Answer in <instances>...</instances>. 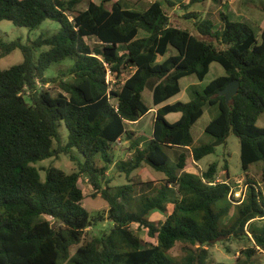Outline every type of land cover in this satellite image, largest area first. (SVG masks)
I'll return each mask as SVG.
<instances>
[{
	"label": "trees",
	"instance_id": "16d2710c",
	"mask_svg": "<svg viewBox=\"0 0 264 264\" xmlns=\"http://www.w3.org/2000/svg\"><path fill=\"white\" fill-rule=\"evenodd\" d=\"M86 1L0 0V23L32 31L50 20L62 28L51 38L0 41V58L17 49L24 57L17 66L0 68V264H212L208 249L222 239H246L251 247L241 250L235 264H252L257 253L264 254V225L256 224L264 220V192L248 182L237 204L230 197L234 187L217 179V163L201 175L186 168L189 153L200 162L231 136L240 141L244 173L264 163V125L259 126L264 122V31L259 39L246 23L224 13L216 27L191 10L221 0L180 3L184 22L178 24L171 18L178 6L173 0H155L142 11L102 0L78 11ZM190 23L193 29L184 26ZM41 49L47 51L36 63L34 52ZM172 49L176 55L168 56ZM67 59L73 63L66 75L59 81L46 77L53 64ZM214 63L225 76L193 89L187 103L167 104L182 92V79L195 76L203 82ZM232 81H239L240 89L228 104L220 92ZM50 84L58 91L47 88ZM146 90L151 105L143 99ZM154 108L151 136L141 145L128 127ZM205 108L217 111L205 128L214 141L195 146L192 130ZM171 114L181 117L170 123ZM60 121L69 132L66 145L60 144ZM123 139L132 155L118 163L113 153ZM60 156L77 171L52 167L43 180L37 164ZM113 164L126 185L111 186L107 174ZM144 166L166 179L140 197L132 175ZM226 171L229 176L227 166ZM82 178L94 198L108 203L106 216L93 217L85 208ZM234 209L232 221L223 224ZM153 213L163 215V222L149 220ZM134 225L155 243H144ZM93 227L99 234L82 243ZM178 244L185 256L177 261L170 252Z\"/></svg>",
	"mask_w": 264,
	"mask_h": 264
},
{
	"label": "rangeland",
	"instance_id": "374dc122",
	"mask_svg": "<svg viewBox=\"0 0 264 264\" xmlns=\"http://www.w3.org/2000/svg\"><path fill=\"white\" fill-rule=\"evenodd\" d=\"M117 1H121L130 9L142 11L147 9L149 5L155 0H112L113 3ZM173 1L177 2L178 6L176 7V9H174V11H172L171 18L177 23L181 20L180 17H182L184 14L179 8L180 3H188L189 0ZM89 2L100 4L102 0H87L86 2L78 6L77 10H86L88 8ZM191 10L197 12L201 18L211 19L216 24V27L220 26L221 13H224L228 14L229 17H231V19L234 21L246 23L249 27L254 30L255 34L258 36L259 39L261 38V34L264 31V0H221L220 3L217 4L212 1H209L203 4L195 5L192 7ZM181 22L183 23L184 21H180V23ZM184 26L193 29V25L191 23ZM61 30L62 28L58 23H55L50 20L44 22L38 29L32 31L27 28L16 27L10 21H3L2 23H0V41L11 42L17 39H22L23 43H26L28 41H35L41 36L51 38L59 34ZM91 43L94 44L93 42ZM45 51H47V49L36 50L34 52V61L36 63L38 62L40 54ZM170 55H176V51L173 49L170 50L168 56ZM23 59L24 57L22 52L17 49L9 55L0 58V68L2 70H7L11 67L21 64L23 62ZM161 60L162 59L160 58L159 61ZM72 63L73 61L71 59H67L61 63H55L46 71L45 75L47 78H54L56 79V81H59V79H61L63 75H66L67 69ZM222 76H225L224 69L219 64L214 63L211 66L209 75L203 82H200L195 76H189L182 79L180 82L182 92L172 98L167 104H174L176 102L187 103L191 101L193 97V89L202 90L209 83ZM47 88H49L53 92L58 91L57 86L53 84H50ZM143 99L146 104H152V93L150 90H146L144 92ZM216 115V110L205 108L204 116L198 121V123L194 126L192 130L193 137L195 140V146L209 144L214 141L213 137L205 133V128ZM180 117V114H172L168 117V121L170 123H175L180 119ZM153 121L154 114H149L143 119L142 123L138 125H133L132 129L138 131V136L142 143L141 145H143L146 140L151 136ZM263 125L264 122L259 123V126L262 127ZM58 131L60 135V144L66 145L68 143L69 132L64 121H60L58 123ZM55 147H57V144L55 145ZM129 147L130 143H126V140H123L122 143H119L114 149V161L118 163H120L121 161H127L128 158L132 155V151H129ZM74 154L84 162L85 159L79 152L74 151ZM188 156L189 159L186 171L189 173L201 175L209 168L210 165L217 163L218 181L228 182L231 186L240 191L239 194H241V192H247L248 182L255 183L259 187V189L264 192V163L261 162L253 165L248 175L244 173L241 165L240 141L235 136H231L228 139V143L226 145L218 146L214 154L207 156L200 162H195L190 153L188 154ZM98 165L102 167L104 163L99 161ZM226 166L228 168L229 176H227ZM36 167L39 168L43 180L46 179L47 171L52 167L61 169L66 173L70 174L77 171L76 165L65 156H60L57 159L45 160L37 164ZM107 178L111 180V186L113 188L124 186L128 183L126 177L124 175H120L117 172V166H115L114 164L111 167L109 173L107 174ZM165 179V175L156 173L148 166H144L132 175V180L135 181V184H138L135 186V195L142 197L145 194L151 193V188H154L159 185H164ZM148 182H152V187H147L144 184ZM79 186L84 192L85 199L83 203L88 212L93 217H96L97 215L106 216L109 210V205L106 201L102 199L101 196L97 198L93 197L94 191L93 188L89 185L88 180L82 178L79 181ZM234 213L235 209L227 218L224 219L223 224H227L228 222L230 223L232 221ZM164 219L165 217L160 213H153L149 217V220L156 223H159L160 221L163 222ZM256 224L257 226H263L264 220H257ZM100 228H90L89 231H87V233L85 234L84 241L82 243L98 235L100 232ZM108 228L109 224L103 227V229ZM132 228L135 232H137V234L144 243H155V240L148 235L147 230L138 228L136 225L132 226ZM246 247H251V244L247 242L246 239H242L240 241H235L232 239H222L219 240L216 244H214L213 247H210L208 249L209 258L212 264H235L237 258L240 257L241 250ZM77 249L78 246H74L73 248H71V256L75 254ZM260 253L261 251L254 256L252 264H264V254ZM170 256L177 261L181 260L185 256V253L183 252V245L178 244L170 252Z\"/></svg>",
	"mask_w": 264,
	"mask_h": 264
},
{
	"label": "water",
	"instance_id": "95a60500",
	"mask_svg": "<svg viewBox=\"0 0 264 264\" xmlns=\"http://www.w3.org/2000/svg\"><path fill=\"white\" fill-rule=\"evenodd\" d=\"M239 89H240V82L232 81L226 86L224 90L220 92V96L225 97L226 102L230 104L232 99L237 95ZM207 245H209V242L204 243L202 246L206 247Z\"/></svg>",
	"mask_w": 264,
	"mask_h": 264
},
{
	"label": "built area",
	"instance_id": "2783aa9c",
	"mask_svg": "<svg viewBox=\"0 0 264 264\" xmlns=\"http://www.w3.org/2000/svg\"><path fill=\"white\" fill-rule=\"evenodd\" d=\"M239 193H240V191L235 189V188H233L231 190V193H230V197L234 198L235 201L237 202V204H241L245 198V195H246V193H243V192H241V194H239Z\"/></svg>",
	"mask_w": 264,
	"mask_h": 264
},
{
	"label": "crops",
	"instance_id": "0c3cea01",
	"mask_svg": "<svg viewBox=\"0 0 264 264\" xmlns=\"http://www.w3.org/2000/svg\"><path fill=\"white\" fill-rule=\"evenodd\" d=\"M157 109H158V108H154V109H152L151 112H150V114H154V116H155V114H156V112H157ZM171 115H172V114H171ZM169 116H170V115H169ZM169 116H167V120H168V117H169ZM144 118H145V117H144ZM144 118H143V119H144ZM143 119L140 120V121L137 122V123L130 124L129 127H128V130L133 131V132H136V136H135V137H137V138H139V136H138V131H135L134 129H132V127H133V125H138V124L142 123ZM123 140H124V139H123ZM123 140H122V141H123ZM122 141H121L120 143H122ZM126 143H128V142L126 141Z\"/></svg>",
	"mask_w": 264,
	"mask_h": 264
}]
</instances>
